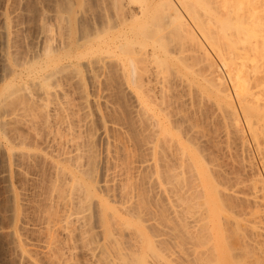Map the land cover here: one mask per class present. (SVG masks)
<instances>
[{
  "label": "bare ground",
  "instance_id": "obj_1",
  "mask_svg": "<svg viewBox=\"0 0 264 264\" xmlns=\"http://www.w3.org/2000/svg\"><path fill=\"white\" fill-rule=\"evenodd\" d=\"M55 1L0 7V264H264V0Z\"/></svg>",
  "mask_w": 264,
  "mask_h": 264
},
{
  "label": "rangeland",
  "instance_id": "obj_2",
  "mask_svg": "<svg viewBox=\"0 0 264 264\" xmlns=\"http://www.w3.org/2000/svg\"><path fill=\"white\" fill-rule=\"evenodd\" d=\"M9 1H10L11 3L8 2V4H9V3H10V4L7 5V8L10 9V7H11L10 10H12V11H13L14 8H15V11L17 10V11H16L17 13H18V11L21 13V14L18 13L19 17H18V16H17L18 18L15 17V19H17V20H16V21H13V22H17V23H15V24H19L20 27H21V25H23V28L21 27L22 32L20 31V32H21V33L19 32V35H20V36L18 35V36H19V37H18V40H19V41H18V42L16 41V42H17V43H16V44H17V47H18V48H19V47L21 48V47H23L24 45H26V47H28V46L31 44V43H29V42H32V37H33V35H34V37L36 36V35L34 34V32H35V33H36V32L38 33V31H39V28H38V27L41 26L40 23L42 22V20L40 19L41 16H40L39 14L42 13V9H43V12H44V11L47 12V10H49V11L51 10L50 12H49V11L47 12V13L50 14V16H51V14L54 13L53 8L55 9L56 6L53 5V4H55L56 1H55V0H25V1H24V0H19V1H20V5L18 4L19 1H17V0H16V1H15V0H14V1L9 0ZM27 1H28V2H27ZM29 1H31V2H29ZM86 1H88L89 4H88ZM92 1H93V0H84L83 2H86V3H84V5H87V4L90 5V3L92 4ZM3 2H4V0H2V1L0 0V7L4 8V6H5L4 10L1 8V9H2L1 12H4L5 9H7V8H6V4H5V3H6V0H5L4 3H3ZM57 2H58V0H57ZM1 3H3V4L1 5ZM12 3H13V5H11ZM15 3H16V4H15ZM4 4H5V5H4ZM17 4H18V6H17ZM3 5H4V6H3ZM33 5H35V6L33 7ZM9 6H10V7H9ZM12 7H13V8H12ZM27 7H28V9H27ZM29 7H30V8H29ZM18 8H19L20 10H19ZM21 9H22V10H21ZM34 9H35V10H34ZM40 9H41V10H40ZM10 10H9V11H10ZM52 10H53V11H52ZM22 11H23V12H22ZM39 11H40V12H39ZM1 12H0V13H1ZM27 12H28V13H27ZM30 12H31L32 14H31ZM36 12H37L38 14H37ZM51 12H52V13H51ZM29 14H30L31 17H30V16L28 17ZM36 14H37V16H36ZM0 15H2V14H0ZM21 15H22V16H21ZM39 17H40V18H39ZM1 18H2V16H0V19H1ZM38 18H39V19H38ZM15 19H14V20H15ZM18 19H19V22H18ZM40 20H41V21H40ZM51 20H53V19H51V17H50V18H49V22H48V20H46V22L50 23ZM0 21H2V19H1ZM23 21H24V22H23ZM21 22H22V23H21ZM27 22H29L28 25H27ZM31 22H32V23H31ZM51 22H52V21H51ZM1 23H2V22H1ZM53 23H54V22H52V23H50V24H53ZM30 24H31V25H30ZM36 24H37L38 27L36 26ZM39 24H40V25H39ZM25 25H26V26H25ZM1 26H2V24H1ZM1 26H0V27H1ZM35 26H36L37 29H38L37 31H36V27H35ZM49 26H51V25H49ZM51 27H52V26H51ZM21 34H23V35H21ZM21 36H22L24 39H23ZM20 38H21L22 40H21ZM28 38H30V39H29L30 41L28 40ZM0 40H1V39H0ZM23 40H25V43H26V40H28L29 42L27 41V44H24V41H23ZM21 41H22V42H21ZM18 43H20V44H18ZM0 44H1V45H0V49H1L2 41H0ZM21 45H22V46H21ZM26 47H23V48L25 49ZM23 48L18 49V50H22V51L20 52V54H22L24 51L28 50L29 47L26 48L25 50H24ZM24 53H25V52H24ZM0 84H1V82H0ZM205 110H207V111L210 110L209 112L211 113V109H208V108L206 109V108H205ZM209 112H208V114H209ZM206 113H207V112H206ZM208 114H206L207 117L209 116ZM198 115H199V114H198ZM201 115H205V112H204L203 114H201ZM210 115H212V114H210ZM207 119H208L209 122H212V123H213V121H214L211 117H210V120H209V118H207ZM211 119H212L213 121H211ZM208 121L206 120V122H208ZM215 121H216V120H215ZM209 122H208V123H209ZM216 122H217V121H216ZM212 123L210 124V127L214 128L215 126H213V125H216V123H215V122H214L215 124H212ZM203 124H204V125L206 124L205 121L203 122ZM217 124H218V123H217ZM207 125H208V124H207ZM211 125H212V126H211ZM216 126H217V125H216ZM218 126H219V124H218ZM205 127H207V126L205 125ZM215 128H216V127H215ZM215 128L212 129V130H216ZM218 128H219V127H217V130H218ZM207 129H208V131H210V130H209V129H210V128H209V125H208V128H207ZM212 130H211V131H212ZM211 131H210V134H211ZM213 132H214V131H212V133H213ZM215 132H216V131H215ZM217 132H218V131H217ZM211 135H214V134H211ZM210 149L213 150L212 148H210ZM214 153H215V152H214ZM215 155H216V153H215ZM238 157L241 158V154H239ZM244 157L246 158V155H244ZM244 157L241 158V159H244ZM246 159H247V158H246ZM244 160H245V159H244ZM245 161H247V160H245ZM0 167H1V163H0ZM0 170H1V168H0ZM229 170H230V167H229ZM0 184H1V185H0V189H1L0 191H2V190L4 191V189L2 188L3 185H2V182H1V181H0ZM26 189H28V186H26ZM28 190H29V189H28ZM3 191L0 192V204H2V205H0V213H1L2 210H4V211H2L3 213L5 212V207H4V206H5V201H4V200H5V197H4V199H2L3 196H5V194H4ZM28 192H30V190H29ZM2 194H3V196H2ZM1 197H2V198H1ZM3 201H4V202H3ZM3 203H4V204H3ZM3 213H1V214H3ZM5 215H6V213H4V217H6ZM2 218H3V215H1V217H0V220H1L0 223H2L3 226H5L6 224H8V223H6V224L4 225V223L6 222L7 217H6V218H3V220H2ZM3 226H2V227H3ZM3 240L5 241V239H3V238L0 240V243H1V244H0V252H2V253H3L4 251H1V250L4 248V244H5V242H4ZM2 241H3V242H2ZM1 246L3 247L2 249H1Z\"/></svg>",
  "mask_w": 264,
  "mask_h": 264
}]
</instances>
